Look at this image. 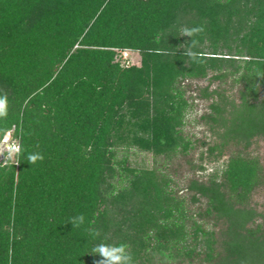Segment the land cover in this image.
<instances>
[{
  "label": "trees",
  "instance_id": "16d2710c",
  "mask_svg": "<svg viewBox=\"0 0 264 264\" xmlns=\"http://www.w3.org/2000/svg\"><path fill=\"white\" fill-rule=\"evenodd\" d=\"M200 25L194 62L183 29ZM125 50L139 65L116 60ZM194 81L207 82L195 100L209 102L200 120L216 136L210 155L264 140V0H0V143L23 146L19 164L0 161V264H94L99 243L127 244L135 264L184 261L190 234L204 238L210 264H264V235L247 229L260 217L246 204L261 184L255 160L230 157L220 179L185 188L205 201L197 217L225 226L216 252L201 224L189 234L192 215L169 176L118 158L187 155ZM37 152L44 160L30 165Z\"/></svg>",
  "mask_w": 264,
  "mask_h": 264
},
{
  "label": "rangeland",
  "instance_id": "374dc122",
  "mask_svg": "<svg viewBox=\"0 0 264 264\" xmlns=\"http://www.w3.org/2000/svg\"><path fill=\"white\" fill-rule=\"evenodd\" d=\"M116 60L123 66L139 65L140 55L138 52L130 50L117 51ZM206 85V81H194L186 93V97L190 98L189 103L191 106L187 110L185 124L182 130L184 136L187 137L191 141L192 146H194L188 151L186 156L177 155L171 160H166L163 157L154 158L150 153L132 149L124 153L120 151L118 158L127 156L129 167L137 169H156L165 175L167 179L169 176L173 181L171 188L174 191H178V194L185 199L188 214L189 216L192 215L191 218L188 219V226L190 227L188 228L189 234L192 233L191 226L193 222L201 224L204 231L208 233V236L211 233L213 234L216 240V252H221V241L225 239L224 224L216 221L212 216L204 220H201V217H197L198 213L205 211V201L202 200L198 203L191 202V193L186 192L185 188L190 179L205 181L212 176L220 179L230 157L240 155L255 160L260 168L261 184L252 191L246 204L254 208L255 211L260 214V217L256 219L254 224L248 225L247 229L258 230L256 233L257 236L264 235V140L261 138L253 139L248 148H244L243 145H234L231 143L223 149L220 156L218 155V151L210 155L207 148L215 143L216 136L210 132L209 126L205 121L200 120L201 116L209 112V102L195 100V86L204 87ZM216 86L217 85L214 84L213 87ZM9 140H11V137L5 138L0 145ZM5 155H7L6 152ZM1 160H4L3 155H0V161ZM203 242L204 238L202 239L200 235L197 240L193 241V236L190 234L187 244L194 247L191 258H185L184 261H168V259L157 258L153 260L152 264H210L204 260L205 257L203 252L205 251V245Z\"/></svg>",
  "mask_w": 264,
  "mask_h": 264
},
{
  "label": "clouds",
  "instance_id": "9594fccd",
  "mask_svg": "<svg viewBox=\"0 0 264 264\" xmlns=\"http://www.w3.org/2000/svg\"><path fill=\"white\" fill-rule=\"evenodd\" d=\"M205 31L203 25L193 26L191 28L184 27L183 36L190 38V43H187L190 47L185 50V54L189 56L194 62H202V54L193 51L199 41L195 37L203 34ZM8 116V101L7 94L4 93L0 95V121L6 120ZM5 152L7 155H5ZM23 154V146L14 141L9 140L3 142L0 145V155L4 156V161H12L14 164H19V157ZM27 162L30 165L37 163V161L42 162L44 160V155L42 153H32L29 154L26 158ZM73 227H79L84 224L85 217L83 214H80L76 217H73L69 221ZM90 235L93 238L100 235L99 230L92 229L90 230ZM92 255L98 256L99 259L94 261V264H135L133 254L129 251V246L124 243L117 245L99 243L95 245L92 249Z\"/></svg>",
  "mask_w": 264,
  "mask_h": 264
},
{
  "label": "built area",
  "instance_id": "2783aa9c",
  "mask_svg": "<svg viewBox=\"0 0 264 264\" xmlns=\"http://www.w3.org/2000/svg\"><path fill=\"white\" fill-rule=\"evenodd\" d=\"M125 54V53H124Z\"/></svg>",
  "mask_w": 264,
  "mask_h": 264
}]
</instances>
